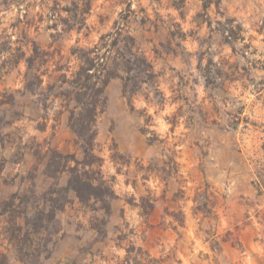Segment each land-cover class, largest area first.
Masks as SVG:
<instances>
[{"label": "clouds", "instance_id": "obj_1", "mask_svg": "<svg viewBox=\"0 0 264 264\" xmlns=\"http://www.w3.org/2000/svg\"><path fill=\"white\" fill-rule=\"evenodd\" d=\"M177 248L264 264V0H0V264Z\"/></svg>", "mask_w": 264, "mask_h": 264}, {"label": "rangeland", "instance_id": "obj_2", "mask_svg": "<svg viewBox=\"0 0 264 264\" xmlns=\"http://www.w3.org/2000/svg\"><path fill=\"white\" fill-rule=\"evenodd\" d=\"M180 159L184 162V165L187 168L190 161L186 160L184 158L183 153L181 154ZM191 183H192L191 180L187 181V184L189 187L191 186ZM165 211H167V210H165ZM151 230L153 232L157 231V229L155 228L154 225L151 226ZM248 245L252 249V251L256 250L254 245L251 244V242H248ZM177 256L179 258L178 264H194L193 261L188 259V255H187L186 251L182 248H177ZM232 264H255V261L252 259L251 255H249L245 260H239L235 257V255H233Z\"/></svg>", "mask_w": 264, "mask_h": 264}]
</instances>
